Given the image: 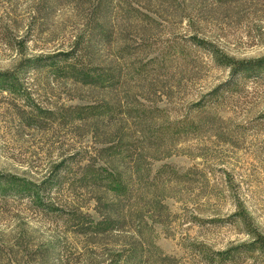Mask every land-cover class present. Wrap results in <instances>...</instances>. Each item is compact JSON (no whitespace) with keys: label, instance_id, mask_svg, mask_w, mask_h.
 <instances>
[{"label":"rangeland","instance_id":"374dc122","mask_svg":"<svg viewBox=\"0 0 264 264\" xmlns=\"http://www.w3.org/2000/svg\"><path fill=\"white\" fill-rule=\"evenodd\" d=\"M197 40L264 57V0H0V74L17 89L0 75V174L17 188L0 192V264H111L135 243L147 264H205L191 245L264 235V79L223 86L231 69ZM71 63L114 78L86 84ZM86 104L110 114L41 118ZM87 165L125 191L83 183ZM100 201L120 228L79 232L71 213L97 221Z\"/></svg>","mask_w":264,"mask_h":264},{"label":"trees","instance_id":"16d2710c","mask_svg":"<svg viewBox=\"0 0 264 264\" xmlns=\"http://www.w3.org/2000/svg\"><path fill=\"white\" fill-rule=\"evenodd\" d=\"M99 31L100 32L98 33V36L100 38L101 36H106V33L102 29H100ZM195 42L199 47L208 51L213 56L215 62L218 65L229 67L231 69V79L227 81L223 86H226L227 88H234L248 81L264 79V57L252 60H235L224 54L222 51H220L219 48H216L215 45H213L212 43H204L200 40H197ZM66 56H69V54H67ZM67 58L68 57H65L66 60ZM69 70V75L73 78L89 85H98L99 87L106 86L105 84L107 82H110L114 78L113 74H111L110 71H107L106 69L100 67L87 68L83 65L79 67L75 63H71V68ZM0 75L2 80L1 84L3 85V88H10L11 90L13 88L16 89V77H14L11 73H4ZM219 90L217 89V91L213 92L212 94L216 95V92H218ZM216 97L217 95L215 96V98ZM110 111V108H107L105 105H75L66 107L64 111L60 113L50 111L49 113H45L44 115H42L41 118L48 117L46 115L48 114L51 115L54 119L67 118L71 120H86L90 118L108 116V114H110ZM120 150H122V148L118 147L117 150L115 146H109L102 149V154H109L112 151L116 153ZM50 177L51 178L49 180V190H51L52 188H56L59 184L62 183V176L60 175L59 171L53 173ZM116 177L117 176L113 175L112 172H107V169H103L102 167L97 168L94 165H87L84 168L83 178L81 179V181H83L84 183L92 180L93 184L103 185L107 189L110 188V190L115 191L116 195H118L117 191L124 192L125 190L122 186V182L120 181L121 179ZM10 181H12L10 177L8 178L7 176L0 174L1 194L4 195L8 192H13L14 190H17V188L13 187L15 183H11ZM23 185L19 186L22 187ZM45 186L46 185H43V188H45ZM23 188L24 191L28 190L25 188V185ZM20 192L21 191H16V194H21ZM101 204L102 203L100 201L99 206L97 207V213L103 216V218L98 219L97 221H95L91 215L76 212L71 213L70 220L75 223L79 232L86 233L87 231H92L98 234H102L109 229L120 228L119 225L121 221L119 222L117 202L109 201V203L105 204V206ZM130 246L131 247H129L128 249L120 250V252L117 253V255L115 256V258L112 259L113 262L111 264L148 263L149 260L147 256L149 253H143L136 243ZM191 247L194 253H196L205 264H246L248 263V261H251L254 264L264 263V235L257 231H253V236L250 241L227 248L223 251L208 249L206 246H201L197 244L191 245ZM159 256L161 257V255ZM171 259L172 258L170 257H163L159 260H164V262H169V264H175V258L174 260Z\"/></svg>","mask_w":264,"mask_h":264}]
</instances>
